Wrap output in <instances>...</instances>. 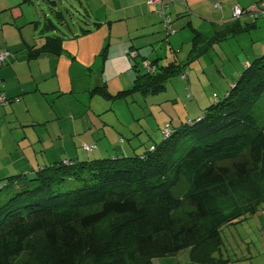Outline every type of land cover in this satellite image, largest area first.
Returning <instances> with one entry per match:
<instances>
[{
    "label": "trees",
    "instance_id": "16d2710c",
    "mask_svg": "<svg viewBox=\"0 0 264 264\" xmlns=\"http://www.w3.org/2000/svg\"><path fill=\"white\" fill-rule=\"evenodd\" d=\"M171 3L149 5L168 36L177 33L175 16L190 11L183 2L184 12L175 14ZM235 7L242 14H234L232 33L260 29L264 0ZM79 13L86 22V9ZM243 17L251 22H240ZM90 32L82 27L78 36ZM63 41L52 37L48 46L60 52ZM253 43L257 48L246 54L242 72L229 81L224 98L214 93L204 115L181 126L166 122L162 142L143 136L141 125L129 135L134 154L95 157L97 143H84L87 159H65L0 177V264H154L183 252L189 255L184 264H229L222 231L264 211V39L259 36ZM207 48L212 55L214 47ZM205 52L193 55V50L181 62L174 50L164 64L132 47L133 85L112 94L105 84L95 87L93 95L115 101L160 94L174 76L187 80V66ZM0 83V107L19 102L7 97ZM232 192L237 203L226 210L220 199Z\"/></svg>",
    "mask_w": 264,
    "mask_h": 264
},
{
    "label": "crops",
    "instance_id": "0c3cea01",
    "mask_svg": "<svg viewBox=\"0 0 264 264\" xmlns=\"http://www.w3.org/2000/svg\"><path fill=\"white\" fill-rule=\"evenodd\" d=\"M145 1L128 0L125 10L117 11L118 15H115V12L106 4L99 7L100 14H95L91 10L92 7L90 6L91 9L88 10V5H84L81 0L80 4L84 6L81 9L82 11L86 9L85 14L88 17L86 16L85 21L86 19L87 21L81 25V31L75 33L66 16V13H70V11L62 12V15L56 12V10L60 12L64 1L54 3L52 0H43L45 5L56 13L59 25L67 29L65 33V30L63 29L64 32H61L57 23L51 19L44 25V28L42 27L41 20L47 16L40 6L37 7V13H28V10L24 8L25 4L31 5L36 3V0H0V50L6 49L9 53L5 63L0 65V81L4 82L3 89L7 97L19 98V102L10 104H14L10 109L14 116L12 125L16 127L12 129L20 132V137L15 138L12 142L6 140L8 151L0 149V177L5 178L18 172L30 171L65 159L74 161L87 159L90 154L82 150L84 143H97L98 151L95 153V157L132 154L135 148L133 149L132 143H130V133L127 134L123 130V122L117 115L113 114L112 116L115 115V117L109 122L101 118L94 120L89 114L90 111L86 113L84 111L91 105L94 98L98 97V95H93L95 87L106 84L108 90L115 94L133 85H119L117 87L119 89L115 91L111 87L109 77V74L112 73L115 78L119 77L125 68L130 71L129 75H132L134 81L133 60L125 57L127 50L130 51L132 47L140 52L142 57L149 60L161 59L164 64L171 61L173 57L171 54L176 49V42L167 35L170 46L163 48L161 42L166 37L165 29L159 22L156 13L150 7L146 8ZM228 1L201 0L200 3L206 7H210L212 4L213 9L219 10L220 8L216 6ZM233 2H237L234 3V7L235 5L249 7L253 5L252 2H257V0H233ZM200 3L190 0L188 7L213 23L214 35L210 37L202 32H199L202 35H198L196 33L198 28L193 25V22L188 23L195 32L190 41V54L193 50V55H199L200 52L205 51H207L205 54H209L207 45L215 49L217 45L229 44L231 38L237 39L239 34L245 30L243 29L240 33H232V29L235 28L232 23L233 18L217 19L212 10H199ZM224 11L225 8L222 7V12L226 16ZM219 12L221 11L219 10ZM177 13L180 11L175 12V14ZM80 16L82 17L81 14ZM124 21H131L132 24L127 25V32L122 36L125 38L120 39L117 36L112 41L114 27L117 22ZM239 21L251 22L249 17H243ZM82 27H87L91 32L78 36L82 32ZM38 30H42L45 37H37ZM68 30L71 32L68 33ZM58 32L63 35L57 36ZM234 33L236 35H233ZM195 36L197 38L194 41ZM52 37H61L64 40L60 52L48 46V40ZM249 48L250 46L243 49L244 52ZM253 49L255 50V47ZM109 55H119L122 60L108 64ZM100 57L102 58L101 71L96 72L97 58ZM244 62L245 60L243 64ZM129 75L121 81V84L130 78ZM82 94L88 97L84 98ZM141 96L148 97L149 95ZM15 111L25 113L24 117L19 119ZM6 112L10 113L5 109L3 114ZM2 132L3 130H0V135ZM121 135L126 136V140L129 141H122L124 137ZM241 224L242 226L246 225V223ZM237 236L240 242L245 244L244 247H240L242 257L239 261H249L256 254V264H264V245L262 247L257 245V250H254L252 248L253 241L250 244L246 243L252 239L250 236H245L241 231L237 232ZM183 253L188 259V253ZM183 253L174 257L157 258L154 260V264H184L187 262H184L185 257L183 260L180 259ZM224 256L230 258L229 264L235 262H232L233 259L228 251H224ZM248 256L251 258L248 259ZM251 264H254L252 260Z\"/></svg>",
    "mask_w": 264,
    "mask_h": 264
},
{
    "label": "rangeland",
    "instance_id": "374dc122",
    "mask_svg": "<svg viewBox=\"0 0 264 264\" xmlns=\"http://www.w3.org/2000/svg\"><path fill=\"white\" fill-rule=\"evenodd\" d=\"M62 1V0H58ZM64 5L61 10L66 13L67 19L72 26V30L76 32L81 31V25L83 24V19L80 16L82 11L81 0H63ZM84 5H88V10H90V6L92 7V11L95 14H100L99 7L101 5H109L111 10L115 12V15H118V12L125 10L128 5V0H82ZM200 3L201 0H196ZM260 1V0H257ZM169 2H173V0H169ZM185 5L188 7V2L190 0H183ZM182 0H174V3H171V11L172 12H184V5ZM233 0H229L225 4H221L216 6L220 8L219 10L213 9L212 4L210 7H206L204 4H199L198 9L207 11L212 10L215 13V17L217 19L223 18L227 19L233 18L234 14L238 17L241 16L242 11L238 12L235 10ZM252 2L251 4H254ZM34 4V5H33ZM31 5H26L24 8L28 10V13L38 12L37 7L43 8L44 14L47 18L43 17L42 27L44 28L45 24L51 19L54 23H57L61 32H64L63 29L66 30L63 26L59 25L56 18V13L52 12L50 7L45 5L43 0H36V3ZM146 8L149 7L151 0L145 1ZM236 6V5H235ZM222 7L225 8L226 16H224L222 12ZM29 8V9H27ZM232 8V9H231ZM190 9V8H189ZM118 11V12H117ZM42 13V15L44 16ZM83 16V15H82ZM159 20V19H158ZM193 22V25L198 28V32H202L210 37L214 35V27L211 21H207L205 17L200 14L194 12L193 10H188V15H178L175 17L174 28L175 32L169 38H173L174 42H176L175 47L177 50L176 55L181 62L187 61L190 50H191V39L194 37L195 32L191 25L188 23ZM131 21H124L116 24L113 29L114 36H112V41H114L115 37L119 36L120 39L123 34L125 35L127 32V25ZM259 30H253L252 32H244L239 34L238 38L235 37L230 39V43H223L222 45H217V47L213 51V56L207 54L204 57H201L199 60H195L191 62L186 68V74H188L187 80H184L182 76H174L168 83L167 89L160 94L157 95H149L148 97H144L141 95H136L134 97H129L128 99L119 98L115 101H107L101 97H95L94 101L86 107L84 113L90 111V116L92 119H103L105 121L111 122L115 115L123 122V130L129 134L133 133L132 129L140 130L141 125L145 128L146 132L143 133V136H147L150 134L151 136H155L159 139L157 143L163 141V136L161 135V128L165 126L166 122L171 123L172 128L174 126H181L185 124L189 119H195L196 117L200 118L204 115L205 109L210 107L213 104V94H217L220 99H223L226 95V90L229 91L231 89V84L235 82L240 73L242 72L241 65L243 61L246 59V54L252 51V48H257V43H253V40H257L260 38L264 39V19H261L258 22ZM58 32L57 36H62L63 34ZM71 30H68L70 33ZM166 37L161 42L163 43V48L166 46H170L168 39L167 31H164ZM240 33V32H239ZM52 35V33H49ZM47 36V35H46ZM37 37H45V34H42V30H38ZM160 45V44H158ZM250 46L249 50L244 52L243 49H247ZM169 49V47H167ZM3 51H7L6 49L0 50V55ZM148 51V48H147ZM129 50H127L125 57L127 59H131L130 55H128ZM147 53V52H146ZM164 53V52H163ZM9 54V53H8ZM174 54L172 53L171 56ZM8 57V56H7ZM7 60V58L5 59ZM121 57L119 55H109L108 64H112V62L121 61ZM132 61V59H131ZM5 63V62H4ZM3 62L0 64H4ZM102 65V58H97V63L95 70L96 72H100V67ZM129 70L123 69L122 74L115 78L112 74H109L111 80V87L115 89V91L119 88V85H132V75H129ZM97 74V73H95ZM134 74V72H133ZM129 75L130 78L124 81L121 84V81ZM1 82V81H0ZM95 85V84H94ZM95 87V86H91ZM82 96L88 97L85 94ZM59 103V102H58ZM12 105H6L0 107V130H3L0 135V149L7 150L6 148V140L11 142L15 138L20 137V132L15 131L16 128L12 125L13 122V111L10 109ZM65 108V107H63ZM10 112L7 114L3 111ZM264 112V107H261L260 111ZM12 111V112H11ZM15 114L19 117V119L24 117L23 112L15 111ZM115 114L114 116H112ZM264 115V113H263ZM72 119V117H70ZM111 119V120H110ZM264 123V121L262 122ZM160 125V126H159ZM7 129V130H6ZM5 130V131H4ZM13 134H12V133ZM135 135V134H134ZM144 137L143 139H145ZM139 153L144 152V148L138 149ZM135 152L133 151V154ZM236 192H232L229 197L220 199L222 206L226 210H230L236 205ZM241 223H246L245 226H242L241 223L231 225L225 227L221 233L222 244H223V254L224 251H228L231 258L233 259V264H251L257 262V256L254 254V258L249 261L240 260L242 257V253L240 252V247H244V243L240 242L237 236V232L241 231L245 236H250L252 239L246 241V243H252V248L257 250V245L262 247L264 245V211L261 208L259 213L249 214L245 220L240 221ZM236 226L237 229H236ZM247 245V244H246ZM258 255V254H257ZM185 254L183 253L180 257L183 260ZM251 256H248L250 259ZM186 257L184 262H186ZM258 264V263H257Z\"/></svg>",
    "mask_w": 264,
    "mask_h": 264
},
{
    "label": "built area",
    "instance_id": "2783aa9c",
    "mask_svg": "<svg viewBox=\"0 0 264 264\" xmlns=\"http://www.w3.org/2000/svg\"><path fill=\"white\" fill-rule=\"evenodd\" d=\"M160 2H161V0H151V3L152 4H158ZM235 10H238V12H240L241 11V8L236 7ZM167 24H168V28L170 29L171 28L170 23L167 22ZM7 56H8V52L7 51H3L2 54L0 55V64L5 61V59L7 58ZM0 89H1V83H0ZM0 96H1L0 97V102H2L4 100V95H0ZM85 149L86 150H91V147L88 146V145H85Z\"/></svg>",
    "mask_w": 264,
    "mask_h": 264
}]
</instances>
